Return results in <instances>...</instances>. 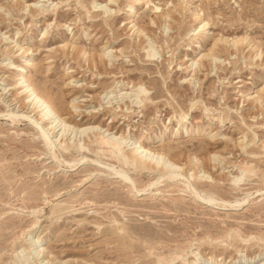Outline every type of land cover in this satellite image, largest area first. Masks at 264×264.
Instances as JSON below:
<instances>
[{
	"label": "rangeland",
	"instance_id": "obj_1",
	"mask_svg": "<svg viewBox=\"0 0 264 264\" xmlns=\"http://www.w3.org/2000/svg\"><path fill=\"white\" fill-rule=\"evenodd\" d=\"M24 54L70 125L171 145L181 175L89 132L46 145L9 85ZM263 87L264 0H0V264H264Z\"/></svg>",
	"mask_w": 264,
	"mask_h": 264
},
{
	"label": "bare ground",
	"instance_id": "obj_2",
	"mask_svg": "<svg viewBox=\"0 0 264 264\" xmlns=\"http://www.w3.org/2000/svg\"><path fill=\"white\" fill-rule=\"evenodd\" d=\"M160 16L162 18L164 16L163 13H161ZM166 16H164V17L166 18ZM206 26H207V22L203 21L201 23V29H207ZM244 40H246V39H244ZM198 49H201L199 47V45H198ZM70 51H71V49H70ZM24 52H26V50H24L22 52V54ZM209 53H210V51H209ZM83 54H85V53H83ZM206 56L207 55H201L200 59H202ZM22 57H23V59L21 60V65H18L16 68H8L9 70H13L14 72L17 73V74L14 73L15 76L12 77L13 82L9 85L12 86V89H13L12 91L15 93L13 96L14 97L19 96L21 98V100L24 101L25 113L23 114L21 112L20 116L23 119H28V121H30L31 123H33L35 125V127L41 133V136H42L43 140L45 141L46 145L54 148V144L56 143L57 140H54L55 141V143H54V141L52 142L51 139L56 137V134L58 132L64 133L68 130L69 131L71 130L73 132L77 131L80 134L89 132L90 133L89 139H93V142L95 141L96 144H98L102 148H105V151L109 154L110 158L114 159L121 166L127 165V167H130V169L135 171V172L136 171L147 172L149 174L158 175L159 179L166 177V179L168 178L171 180V179L176 178L178 175H181L179 173L181 170L180 166L175 161V159H173L171 157L172 153H175V152L180 153V152H179V150H177V148L173 149L171 147V145H166V146L162 145L160 150H157L155 147L150 145L149 142L152 141L151 139L136 141L135 138H130V140H133V141L130 144H128V146L126 145L124 147L121 144L122 143L121 140L123 139V134H121L118 137L116 135H114L116 132L114 131V129H112V126H109V125L106 126L105 125V128L103 129V131H101V128H102L101 123H99L96 127H92V126L91 127H88V126L82 127L83 126L82 123H79V122H75L73 125H70L68 120H71L72 117L63 118L61 116V114L56 111L57 109H55L53 107V105L50 101V98L49 99L46 98L45 97L46 94H45V96L42 95L32 85V83L30 81V76H29L28 71H27V69L29 67L34 68V69L37 68V64L34 63V61H31L32 56L31 55L27 56L26 54H24ZM209 57H210V55H209ZM15 100H17V99H15ZM257 100H259V99H257ZM257 103H258V101H257ZM14 115H16V113ZM80 115L81 114L79 113L76 116H80ZM112 115H114V114H112ZM95 117H96L95 115H91V118L94 119ZM14 121L16 122L19 120H14ZM219 121L221 123L223 121V119H220ZM112 122H113V119H112L111 123ZM200 130H201L200 128L195 129V131L197 133ZM49 135L51 136L50 138H49ZM61 140H62V138H61ZM154 141L155 142H161V141H164V138H162V136H160V137H157ZM57 145L59 146V148L65 149V146L61 144V141H58ZM77 148L82 149V147L81 148L77 147ZM194 160L195 161L193 163V166H194L195 170L198 169V167H199L198 165H200V167H202L204 169L206 162L209 161V163H210V158L194 159ZM191 163H192V160H190L188 158V165H191ZM70 166H73V165L71 164ZM245 171L247 172L248 170H245ZM115 172H116L115 174L120 175V176L122 174H124V172L121 170L115 171ZM196 180L197 179L195 178L194 182H196ZM158 183H159V181H158ZM140 190L137 192H140ZM155 192H156L155 195H158L157 193L159 191L156 190ZM206 200L210 201L209 198H207ZM221 204L227 205L229 203L223 202ZM30 240L31 239L29 238L27 241L29 242ZM34 242H35V240H34ZM32 244H33L32 246H36L35 243H32ZM33 250L38 252L37 248H35ZM244 259H245V256L242 257V259L240 261L236 260L233 264H243L244 261H246ZM191 264H197V262H192ZM206 264H222V263L221 262H208Z\"/></svg>",
	"mask_w": 264,
	"mask_h": 264
}]
</instances>
